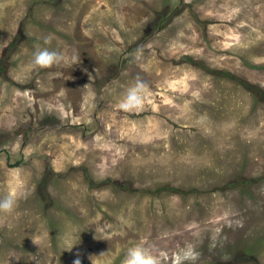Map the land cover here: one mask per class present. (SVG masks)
Segmentation results:
<instances>
[{
  "label": "rangeland",
  "instance_id": "1",
  "mask_svg": "<svg viewBox=\"0 0 264 264\" xmlns=\"http://www.w3.org/2000/svg\"><path fill=\"white\" fill-rule=\"evenodd\" d=\"M188 57L264 93V0H0V264H264V102Z\"/></svg>",
  "mask_w": 264,
  "mask_h": 264
},
{
  "label": "clouds",
  "instance_id": "2",
  "mask_svg": "<svg viewBox=\"0 0 264 264\" xmlns=\"http://www.w3.org/2000/svg\"><path fill=\"white\" fill-rule=\"evenodd\" d=\"M51 39V36L45 37L44 44L50 45ZM64 60L65 56L62 52L49 47H40L37 45L32 53V65L40 69L51 68ZM73 60H76L75 56H73ZM147 91L145 81L142 78L137 79L127 87L126 91L119 98L117 107L130 109L133 106H141L146 99ZM20 195L22 193L13 189L11 194L0 198V213L12 214L17 207V200ZM189 258H194V253L191 249L183 254H176L174 264H182L184 260ZM75 264H80V261L77 260ZM123 264H161V259L154 256L145 247L136 245L127 250Z\"/></svg>",
  "mask_w": 264,
  "mask_h": 264
},
{
  "label": "trees",
  "instance_id": "3",
  "mask_svg": "<svg viewBox=\"0 0 264 264\" xmlns=\"http://www.w3.org/2000/svg\"><path fill=\"white\" fill-rule=\"evenodd\" d=\"M161 17H162L161 14L158 15V17H157L158 19L156 18L155 21H153L149 25V28L152 31H155V30L158 31L163 27V23H162V21H160ZM21 36H22V32L18 34V37H21ZM13 45H14V42L12 43L11 46H13ZM10 49H11V47H9L5 50V54H7L8 57H9V53H10L9 50ZM187 59H188L189 63H192L194 65L195 64L198 65L202 70H204L205 72H207L209 74H213L215 76H223L227 79L235 80L236 82H238V84L242 85L244 88L249 90L255 96L256 99H259L260 101L264 102V93L259 88H257L256 86L251 85V84H249V83H247L241 79H238V78L234 77L233 75H231L227 72H220V71L212 70V69L208 68L204 63L194 61L193 59H191L189 57ZM4 70H5V67L0 66V75L5 74ZM48 119H49V117H48ZM45 183H46V178L42 179V181L40 183V192H41V195L43 198H48L49 194L46 191ZM118 186H120L121 188H126V186L124 184H122V185L118 184ZM164 191L170 192V191H175V190L172 188L166 187V188H164Z\"/></svg>",
  "mask_w": 264,
  "mask_h": 264
}]
</instances>
